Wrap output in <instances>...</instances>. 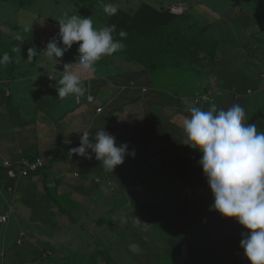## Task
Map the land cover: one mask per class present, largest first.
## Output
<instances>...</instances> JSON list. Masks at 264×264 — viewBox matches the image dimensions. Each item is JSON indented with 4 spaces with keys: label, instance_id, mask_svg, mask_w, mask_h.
Here are the masks:
<instances>
[{
    "label": "rangeland",
    "instance_id": "1",
    "mask_svg": "<svg viewBox=\"0 0 264 264\" xmlns=\"http://www.w3.org/2000/svg\"><path fill=\"white\" fill-rule=\"evenodd\" d=\"M19 1L20 0H0V57L7 54L10 58L9 62L6 63L7 65L11 64L10 66H13L16 71L20 70L26 72V75L20 77L12 87L15 90H22L23 97L26 95L29 101L26 103L24 99H18L17 103L24 102V106L16 107V105H14L12 108L9 107L6 111H4L5 108H1L0 117L5 124L2 125L3 127L0 125V137L8 140V143H11L13 140H15V142L19 141V143L22 145L24 144L27 148L33 145L39 146L43 139L47 138L49 142H46L48 144V149L45 151V154L50 153L55 162H57L55 157L67 155L68 153H64L65 147L73 140L79 139L81 135L78 134V132L77 135L73 134L74 132L76 133L77 129L73 126L72 119H65V123L60 122V120L52 123L53 126L50 130L55 133L51 134H49L50 131L46 127L40 124L36 127V125L33 124L35 121L32 114H35L34 110L37 109L36 107L39 106L40 103H43V100L42 98H33V95L30 93L37 88H33L34 86L41 85L40 83L48 78L47 75L42 72L56 69L63 71L64 65L69 63L68 58L73 56L72 60L75 62L79 56L77 51L79 43H74L70 50L65 52L61 58H58L59 62L56 65L54 61L47 58L41 52L46 44L54 37L57 38L58 45L63 46L58 37L59 23L57 20L63 18L65 14L68 16L80 15L86 18L90 17L93 21V26L99 29L102 28V17L106 14L104 11V6L106 4H120V6L136 9L143 2L156 5L155 2H158V0H25L28 2L23 6L19 5ZM173 1L174 0H165V4ZM201 1L205 2L203 7L208 9L209 5H211L212 13L220 14L219 18H206L208 22H214V24L212 23L211 25H217V30L220 35L223 34L221 37H219V35L214 38L220 39V44H218L220 45L218 56L222 61L217 62L218 64L211 72L210 70L212 67L209 68L211 65L207 67L208 72L213 73L209 81L212 82L213 87L220 90L224 78L248 76V74L254 71L253 69L255 66L256 72L258 74L261 72L260 77H257L258 74L256 75V78H258V81L256 79V85H258L259 88L256 86V93L246 96L245 98L252 100L253 97L257 95L260 97L262 105H264V62L257 60V58H252L253 55L250 49L246 50L242 48L243 43H254L255 40H261L262 44L257 45L260 51L257 53V56L258 58L264 57V42L262 41L264 40V23L260 24L256 22L258 19H255L256 15L253 13V11L256 13L254 7L259 5V1L264 2V0H253L251 2H248L249 0ZM233 3L235 5H232ZM185 7L184 5V9ZM203 7L199 5L192 11L203 13V11H201ZM262 9V14L264 15V5ZM242 10L245 13L243 17L239 14ZM202 17L204 16H201V18ZM219 20L223 21L219 22ZM200 24L204 25V22L201 21ZM220 28L221 31L219 30ZM256 28L259 29L257 31L258 33L256 32V35H250L249 31L251 29L256 30ZM217 30L213 31L216 32ZM3 41L15 43L18 46V51L12 49L8 50V52H15L14 61L7 52L3 51L5 50L1 45ZM31 48H35L38 53V55L33 58L28 57V50ZM116 59L117 58H115L116 62L111 64L125 66V70H128L130 66H126V62L124 63L120 58V61ZM250 63L252 64L253 71H251ZM135 69L139 70L137 67H135ZM179 71L183 75L182 77L185 78V82L180 81V87L173 88L175 90L177 88L180 97L184 98L182 100L178 97V100H182V102L174 101L172 109H169V106L165 104L157 105L154 111L150 105L146 107L149 108L146 112V115H148V119L146 120L147 124H150L154 118H157L160 125L163 124V131H161V133L158 131L155 132L157 130L155 127L153 129H148L146 134L155 130L151 133L153 139L149 141L143 140L146 137L144 128L135 127V130L131 131L129 128L130 125L128 124L123 127V122L120 120H118L117 125L121 126L122 130L125 129V133L122 132L120 135L116 129L110 131V134L115 137L117 145L127 143L128 152L131 153L130 149L135 151L134 157L131 155L125 156L124 162H130V164H125V167L144 161L146 159L145 153L148 152L150 160L146 162V165L149 168L144 171L148 173L151 172V174L155 176H157L156 174H160L159 177L166 178V180L163 181L164 183L168 182L169 175L158 172L157 167L153 168L154 164L151 162L162 161L167 174L176 171V169H180V163L182 169L185 158H182L183 160L177 159V153H170L162 158L166 152L161 153L160 151L167 146L166 142H168V140H163L164 136H172V138L170 137L171 139H174L173 136H175L177 140L170 143L173 147H180L183 145L185 137L182 131L183 128L181 127L182 121L185 117L190 116V114L186 115V109L189 110L193 107L192 103L189 101V96L198 92L196 89L198 86L197 83L192 81L191 75L187 76L188 69L186 72L184 69L183 71L179 69ZM163 74L165 75L162 69L159 71L158 75L163 76ZM50 76L53 77V74L49 75L48 85L54 86L55 82ZM60 78L58 74L57 79ZM155 78L152 77V79H149L146 83L150 84L152 87L156 86V88L165 89L161 87L164 85L161 84L160 79L155 80ZM137 80L140 81V78ZM131 82L136 84L135 80ZM131 82L129 84H131ZM113 84V81L109 79L108 85L105 86L106 89H108V93L112 92L113 94L112 89L115 87ZM120 87L119 91L123 92L125 85H121ZM165 90H160L159 92L162 96L159 97V99L163 101H165L171 93ZM152 96L153 94L150 95V98H152ZM68 97L69 98L64 99V102L62 100L58 104H52L56 106L53 110L57 107H62V105L64 107L70 105V101L75 98V95H69ZM82 98L83 97H81V99ZM224 100L227 101L225 102L226 104H224L225 107L223 106L224 110H227L233 104H239L236 101L234 103L231 96H227ZM97 101H100L99 98ZM12 102L13 101H9V103ZM84 102L86 103V101ZM97 105H101L104 110L102 103H98ZM218 105L222 108V102ZM82 107H85V105L81 106V108ZM250 107L246 110L247 116L251 114L254 116L257 115L258 107H254L253 105H250ZM53 110L51 109V111ZM62 110L63 109H61L60 112H62ZM47 111L50 112V110ZM123 112L122 117L125 118L126 109ZM169 113L171 116L168 115ZM140 114L142 115L141 120L144 121L145 116L142 111ZM254 116L252 118H254ZM5 117H13V125L19 123L18 126H12L11 123L4 120ZM18 117H22V120H18ZM24 122H26V124L22 125L21 123ZM142 124L143 123H141V125ZM91 126L89 128H92ZM86 127H84V132L87 131ZM179 129H181L182 135L178 132H174L176 130L179 131ZM11 131L15 132L10 137ZM129 134L133 135V137ZM158 137L162 141L158 140L155 142L154 140ZM143 146L146 148L142 150L141 148H143ZM136 148L140 150L136 151ZM2 160L1 162H4ZM68 160V157H66L65 161ZM93 161L95 166L104 169L103 165L95 159L94 153ZM165 161L166 163H164ZM54 165L56 164L54 163ZM121 165L114 168V173L107 172L102 174V177H97V175L94 176L96 179H102L104 194L103 196L96 194V196H92L90 200L84 199V205H81L80 201H78H82L83 198L78 197L74 192L73 194L76 196L74 198L78 199L76 201H74L71 194L69 196L66 194V196H55V202H53V200H46L45 202L48 204L44 205L43 203H37V201L33 200L37 198L36 190L30 191L29 199L26 200L27 197L25 196L26 201L18 200L15 202L10 198H5L3 194H7V190L2 189L0 192V213L10 212L13 207L14 212L16 211V216L12 214V218L9 219L10 222H7L8 224L0 223V264H8L10 262V257L14 260L11 264H16L18 262L21 264H109V261H112L111 264H251L245 254L240 253L242 250L240 247V242L243 238L242 234L247 233L249 230L240 225L235 218L223 217L211 207L214 200L208 186L191 189L190 195L187 196L184 202L186 208L184 206L183 208H177L182 210L181 213L176 212L174 209V212H171L172 214H168L165 205L159 202V193L154 190L145 191L146 184L141 181L142 178L140 175L135 178L136 175L132 176L130 174L129 176L131 178L126 180V186H122L119 179L121 175H116L115 173ZM134 166L127 171L132 170L134 172ZM75 167L78 168L80 166L76 165L73 161L68 162V168L72 169ZM142 167H144V165H142ZM5 174H8V168L0 167V180L6 177ZM136 181L138 185L133 186L132 183H136ZM124 194L128 197L141 195L144 200L140 203V206H144L146 210L157 211L159 209L160 211L158 212H160V214L155 215L154 218V221L157 220L156 224L154 221H152L153 224L146 223V221L151 218H149L145 209L143 208V210H140L136 205H129L127 202L128 199L120 198ZM185 194H187V192H183V196H185ZM180 196H182V192ZM180 196L179 200L183 202V198ZM97 198H99V200H96ZM62 207L68 209L66 216L64 215L67 219L63 217V212L61 211ZM168 209L172 208L168 207ZM19 220L20 225L26 226L24 228L27 233L25 232V236L22 235L25 241L23 244L15 243V245L8 242L6 246L3 237L7 231V226L10 224V226L18 227L16 222ZM29 231L34 232L32 234ZM17 233H20V230H18ZM31 234L33 236L32 242L30 239H27ZM186 243L188 244V250L183 256L181 252L186 248ZM48 251H51V254L48 255ZM6 253L7 257L5 256ZM180 256L183 259L178 263L175 262ZM5 258L6 262H4Z\"/></svg>",
    "mask_w": 264,
    "mask_h": 264
},
{
    "label": "trees",
    "instance_id": "2",
    "mask_svg": "<svg viewBox=\"0 0 264 264\" xmlns=\"http://www.w3.org/2000/svg\"><path fill=\"white\" fill-rule=\"evenodd\" d=\"M1 1H4V0H1ZM251 1L253 0H249L248 2H251ZM27 2L28 1L20 0L19 5L23 6ZM190 2L194 4L192 5L191 8L187 7L184 1L179 2V3H183L186 6L185 11L182 13L172 12L170 7L169 8L168 7L158 8L147 2L145 3L143 2L136 9H130V8H127L126 6H120V4L119 5L117 4L116 6L118 7V11L115 15H109L107 13L103 15L102 27L109 26V25H115L116 31L112 33L113 38L114 40L121 41L125 45V47L123 50H119L113 53L112 55H107L108 59L111 57L118 56L120 59L124 61V63L126 62V66L133 65L131 67L133 68L137 67L139 70H141V73L145 72V74H147L149 72L151 74L150 79H152V77L153 78L156 77L155 80L160 79L161 84L164 85L161 87L171 92L170 94L172 96H175L176 99H178L179 97L182 100L184 98L180 97V94H179V91H177V88L175 90L173 87L179 88L180 81L185 82V78L182 77L183 75L181 74L179 69H181V71H183L184 69L185 72L188 69L187 76L191 75L192 81L196 82L198 85L196 87L198 92L197 93L195 92L192 96H189V101L192 103L193 106L200 107L203 110H208L212 104H215L218 110L223 109L225 107L224 104H226L225 102H227L224 99L227 96H231V98L234 100L233 101L234 103L236 101L239 103L241 107L244 108L245 123H250V124L254 123L257 125L258 132H264V105H262V102H260V97L255 95L252 100L249 98L248 99L245 98L246 96L254 95L257 90L256 86L258 87V85H256V79L258 81V78H256V75L258 74L255 70L256 67L254 66V69H253L254 71L252 70L251 63L253 61L250 63L251 71L253 72L248 74V76H243V77L234 76V77H229L228 79L226 77L224 78V82L221 84L222 88L220 90H217L216 87H213L212 82L209 81L210 77L213 76L212 75L213 73H210V72L213 71V68H215V66L218 64L217 62L222 61V59L218 56V53H219L218 50L220 46L218 44H220L219 43L220 39H214L215 36L218 37L220 33L217 30L218 28L217 25H211L212 23L214 24V22L207 21L204 13L202 14V13H198V11L196 12L192 11L197 6L200 5L201 1L200 0H195V1L190 0ZM232 5H235V4L233 3ZM263 5H264V2L259 1V5L258 6L256 5L254 7V10H256V13L255 11H253V13L256 15L255 19L256 20L258 19L256 22L258 21L264 22V15L262 14ZM239 14L240 16L242 15L243 17L245 13L242 10L240 11ZM201 16H204V17L201 18ZM201 21L204 22V25L200 24ZM121 30L127 33L126 37L122 38L119 36V32ZM213 30H217V31L214 32ZM219 30L221 31V28ZM258 30H259L258 28H256V30L251 29L249 31V34L256 35L258 33L257 32ZM222 35L223 34H221L219 37H221ZM255 41L254 43L253 42L243 43L242 48L246 50L250 49L253 55L252 58L254 59L257 58V60L264 62V57L258 58L257 56V53L260 52L258 50L259 46L257 45L262 44V42L261 40H257L256 42ZM262 41L264 42V40ZM1 45L3 46V48H5V50L3 51L7 52L8 55L14 61L15 52H8V50L12 49L14 51H18L19 50L18 46L15 43H8L4 41L2 42ZM10 65L11 64L9 65L4 64V65H1L0 67V109L3 107V104L6 100L8 99L10 100L13 98V93L11 94V92L10 93L7 92L8 85H6L7 84L6 80L26 75V72H23L20 70L16 71L14 70V67ZM209 65H211L209 68L212 67L210 72H208V68H207ZM123 67L125 69V66ZM162 69L164 70L165 75L163 74V76H159L158 75L159 71H161ZM90 74H92L93 76L95 75L94 72H91ZM260 75H261V72L257 75V77H260ZM143 77H145V75H143L140 78H143ZM129 83L125 84V88H123V90L137 88L141 91V93L143 92L144 94H147V93L149 94L152 92L149 87H143V86L137 87V84H135L134 82H131V84ZM94 84H93V88L91 92L88 95L84 96V98L81 99L79 104L81 105L82 102L86 101L88 106L92 105L94 107V110L96 107V112L99 115L104 111L102 107L97 105L99 103L97 101L99 98V93L102 90L97 86L99 85V83L96 86H94ZM50 86L53 87V85H50ZM152 88L153 90L155 89L157 93L160 92V90H165V89H161L158 87L156 88V86ZM89 95L93 96L92 101H89L87 99ZM203 96H207V98L203 99L202 98ZM197 98H199V101H196ZM135 101L136 100H132V99L126 101V103L129 105V109L128 108L126 109L125 118L122 117V114L124 113L123 111H125L124 106H121L120 108H113L110 111H105V115L107 117V119L105 120L106 122L105 125H102V122H100L99 118L95 117L93 121L91 122L92 128H87V132L89 133V140L92 142H95L96 131L103 129V128L105 131L109 132V134L111 133L110 132L111 130H115V129L117 130L118 133H120V135L122 132L125 133V129L122 130V127L117 125L118 120L123 122V127L129 124L130 125L129 128L131 129V131H134L135 127L142 128V126H144V130H146V127L149 129H153L155 127L157 130L156 131L153 130V131L159 132L160 127L157 128L154 121L151 122L152 124L151 123L147 124L146 120L148 119L147 117L148 115H146V113L142 111V109H139L140 113L142 111L143 115L145 116L144 117L145 120L144 121L141 120L142 115L139 113V110L137 108L134 109L133 107L134 106L133 103H136ZM221 102H222V108L218 105ZM47 103L50 104L51 102L48 101ZM18 105L20 107L24 106L23 103H18ZM250 105L251 106L253 105L254 107H258L257 115L254 116L251 114L247 116L246 110L248 109V107H250ZM47 107H44V105H40V107H38L37 109L38 111L36 114L37 118L36 120H34L35 122H38L41 116H43L42 112L47 113V114L53 113V111H51V109L53 110V107L52 106H49L48 108ZM98 108H101V111H99ZM47 110H50V112H48ZM186 115H189V114L187 113ZM253 116L254 118H252ZM141 123H143L144 125L143 124L141 125ZM81 128L82 130L80 132V135H82L81 133L84 132V128L83 127ZM161 131H163V128ZM144 133L146 134L145 131ZM130 136L133 137V135H130ZM170 137L172 138V136ZM173 137L174 139H171V138L168 139L167 146L163 150L161 151L159 150V151L161 153L166 152V154L163 155L162 158L170 153H174V154L177 153L178 154L177 159L183 160L185 158L182 169H181V163H180V169L178 170L176 169V171L169 172L167 174V172L164 169L165 167L163 166L162 161L161 162H156V161L151 162L152 164H154L153 168L157 167L158 172H161V174L169 175V179L167 183L163 182L166 180L165 177L164 178L159 177L160 174H156L157 176H155L154 174L152 175L151 172L148 173L146 171H142V169L140 171V168L142 167V165L144 164L146 165V162L150 160L148 152L145 153L146 159L144 161H140V162H137V164L130 165V166L135 165L134 172L132 170L127 171L129 169V166L125 167V165L124 166L121 165L123 167L121 168L120 166V168H118L119 171L116 174V175H121L120 178L119 177L118 178L120 179L122 186L124 187L127 184L126 180L128 178H131L129 176L130 174L132 176L136 175L135 178H137V176L140 175L142 178L141 181L145 182L146 184L145 191H153L152 189L157 190L156 192L159 193L158 195L159 202L165 205V207L167 208L168 214H172L171 212H174L173 211L174 209L176 212L181 213L182 210H179L177 208H183V206L185 207L184 202L187 196L190 195L191 189L196 188V187L208 186L207 180L203 174L202 167L199 165V160L202 157V153H200L198 150L192 149L191 147L185 144L181 145L180 147H173V145L172 144L170 145V143L174 140H177L175 136ZM148 138H149L148 134H146V137L143 140L148 141ZM80 139L81 137L79 139H76L75 141L73 140L72 142H70V144H68V146L65 147L66 149L64 151L65 154L66 153L68 154L64 156H57L55 157L56 160L62 161L64 164L71 162V160L74 162V160L77 159V155L74 153H71L70 150L80 145ZM150 139H152L151 136H150ZM145 148L146 147L143 146V148L141 149L143 150ZM138 150L140 149L136 148V151ZM130 151L132 152L133 149H130ZM87 152L90 154L91 158H87L88 161H86V163L78 162L77 165L80 166L78 168L80 169L81 172L80 174L79 173L72 174V177H76V179L81 180V182L83 180L84 175L88 177V175L86 174L87 170H90V169L92 170L95 166V163L93 161V153L91 152L90 149H88ZM38 157L44 160V164L40 166L37 170L30 171V173L27 176H33L35 174H42L44 178L43 182H45L44 184H46L45 185V188H46L45 195L55 200L54 197L55 196L58 197L60 195H56L54 193L56 187L49 184L50 174L51 172L53 173L55 172L54 170H52L55 160L54 161L52 160V169L50 167V171L48 170V172H46L47 171L46 164L47 163L49 164L50 161L45 162V159L43 157L38 156L35 148H32L31 150L26 151L25 158L36 161ZM66 157H68L69 159L68 161H65ZM72 157H75V158L72 159ZM16 163L14 164V167H17L19 162H16ZM124 163L130 164V162H124ZM164 163H166V161ZM0 167L6 168V166L3 165V162L0 164ZM72 177L70 179L69 178H64L60 180L57 179L56 182L58 185L63 183V184H67L70 187H72L73 186V182L71 181ZM91 180L92 182H95L97 185H100L103 182L101 178L96 179L95 177H93ZM47 182L49 184L48 186H47ZM10 185L12 186V184L7 183V185L5 186V189H7ZM77 187H79V185ZM70 190H71L70 193L74 192L72 189ZM1 191L2 189H0V192ZM11 192H14V190ZM181 192H182V196H180ZM183 192H187V194L183 196ZM70 193L69 192L63 193V195L66 196L67 194L69 196ZM97 194H100V193L97 191ZM103 194L104 192H102L100 196H103ZM178 195L181 198H183V202L179 200L180 198ZM120 198H124L126 200L128 199L127 202L129 203V205H132V204L133 206L136 205L138 209L140 210H143V208L145 209L144 206H140L141 205L140 203L144 200L142 199L141 195L139 196L133 195L131 197H128L124 194ZM74 201L76 200L74 199ZM80 203L81 205L82 204L84 205L83 200L80 201ZM168 207L172 209H168ZM11 209H12V212L14 213L13 207ZM61 211L63 212V217H64V215L66 216L68 209L62 207ZM145 211L147 215L149 216V218H151L146 221V223L148 224H153L152 221L155 220L154 219L155 215L160 214V212H158L160 211L159 209L157 211L145 209ZM8 215L10 217V214ZM156 221H154L155 224H156ZM186 246H188L187 243H186ZM240 253H244L243 248L240 251ZM49 254H51V251H48V255ZM111 263L112 261H109V264Z\"/></svg>",
    "mask_w": 264,
    "mask_h": 264
},
{
    "label": "clouds",
    "instance_id": "3",
    "mask_svg": "<svg viewBox=\"0 0 264 264\" xmlns=\"http://www.w3.org/2000/svg\"><path fill=\"white\" fill-rule=\"evenodd\" d=\"M104 11L115 15L118 7L109 3ZM57 21L63 46L54 37L41 52L56 65L58 58L79 43V56L75 62L64 65L60 79L50 77L57 82L58 97L84 96V74L94 72L95 63L102 56L123 50L125 45L114 40L115 25L97 29L90 17L67 14ZM119 36L124 38L127 33L121 30ZM36 55L35 48L28 50V57ZM9 59L7 54L0 57V65ZM87 99L91 101V95ZM189 111L190 116L182 121L183 144L202 153L199 165L213 195L211 207L249 230L242 234L240 247L251 264H264V132H258L254 123H245V110L239 104L227 110H218L215 104L208 110L193 106ZM81 134L80 145L70 152L91 158L87 152L90 149L106 171L113 172L123 164L126 155L135 156L134 150L128 152L127 143L117 145L115 137L104 128L96 131L95 142L89 140L87 131Z\"/></svg>",
    "mask_w": 264,
    "mask_h": 264
},
{
    "label": "crops",
    "instance_id": "4",
    "mask_svg": "<svg viewBox=\"0 0 264 264\" xmlns=\"http://www.w3.org/2000/svg\"><path fill=\"white\" fill-rule=\"evenodd\" d=\"M180 1H184L186 6L189 8H191L192 5H194L190 2V0H174L173 2L166 3V4H165V0H158L159 3L155 2V4L157 6L156 5H154V6H156L158 8H162V7H168L169 8V7L176 5ZM149 4H151V3H149ZM204 5H205V2L201 1L200 6L203 7ZM202 9H204L203 13L206 17H209L212 19L220 17V14H218V13H212V6H210V5H209L208 9L206 7H203V8H201V11H202ZM224 19H225V16H224ZM219 21H221V20H219ZM258 23L263 24L264 22L258 21ZM72 57L73 56L68 58L69 63H73ZM115 58H117L116 60L119 59L118 56L117 57H111L109 59H108L107 55L102 56L95 63V66H94L95 67V71H94L95 75L93 76L90 73H86L83 76L84 85L87 88V92L85 93L84 96L88 95L91 92V90L93 88V84L95 82H96V84H94V86H96L99 83V85H97V86L102 90L99 93V100H100L99 103L100 104L102 103L103 108H104V111L101 114L98 115V113L96 112V107L94 110V107L92 105L88 106L87 103H85V102H83V104L81 103V105H80L77 102V97L75 96V98L73 99L74 101L71 100L70 105H68L67 107H64L63 105H62V107H57L53 110V113H51V114L50 113L44 114V112H42L43 116H41V118L38 120V122H35L33 124L36 125V127H38L39 124L42 125L43 127H46L50 131L49 134H51V133H55V132L50 130V129H52V126H53L52 123L59 121V120H60V122L65 123L66 122L65 119H68V120L72 119L73 126H75V129H77L76 133L74 132V134L77 135V132H78V134H80V132L82 130L81 127H83V128L86 127V123H87L86 128H89L91 126V122L93 121V119L95 117L99 118L100 122H102V125H105L106 124L105 120L107 119V117L105 115V111H110L113 108H120L121 106H124V109H127V108L129 109V105L126 103V101L131 100V99L136 100L135 101L136 103H133L134 109L135 108H137L138 110L142 109V111H144L145 113L147 112V109H149V108H146L148 105H150L154 111L155 107L157 105H160V104H165L166 106H169V109L170 108L172 109V106L174 105L173 104L174 101H181L182 102V100L176 99L171 94H169L168 98L165 101H163L162 99H159V97H162L159 94V92L157 93L155 89L153 90V88L150 84L146 83L151 78V74L149 72L147 74H145V72L141 73V70H137L131 66L129 68L130 71L125 70L122 65L116 67V64L113 65L116 62ZM119 61H120V59H119ZM111 63H113V64H111ZM42 73L46 74L48 78L45 81H43L42 83H40L41 85L34 86L33 88H35V87H37V88H35V90L33 92H30V93L33 95L32 96L33 98H42V100H43V103H40L39 106L36 107L37 109H38V107H40V105H44V107H47V105H48V107L52 106L54 108L56 106H53L52 104H55V103L58 104L62 100L64 102L65 98H69L68 96L65 98L58 97V93L56 91V87H57L56 80L53 79V81L55 82L53 87L48 85L49 84V75L53 74V77L55 79H57L58 74L60 77L62 75V74H60L61 70H58V69L51 70V71L48 70V72L44 71ZM143 75H145V77L140 78ZM20 77H24V76H20ZM20 77H15L13 79L6 80V83H7L6 85H8L7 92H9V93L11 92V94L13 93V98L10 100L8 99L4 102L3 107H2V109L5 108L4 111L9 109V107L12 108V106H14V105H16V107H20L17 103L18 99H24V101H26V103L29 101V99L26 95L23 97L22 90L12 89V85L14 83H16ZM138 78H140V81L137 80ZM109 79H111L113 81V83H114L113 85L115 86L112 89L113 94H112V92L108 93V89H106V87H105L108 85ZM133 80L136 81L137 87L138 86L149 87L151 89V91L154 93L144 94L143 92L141 93V91L137 88L136 89L123 90V92L119 91V86L125 85V84H127ZM104 89H106V90H104ZM41 92H45V93H41ZM152 94H153V96H152V98H150V95H152ZM34 95H35V97H34ZM84 96H81V97L84 98ZM48 98H49V100H48ZM138 99H139V101H138ZM9 101H13V102L9 103ZM48 101L51 103L50 104L47 103ZM75 105H76V107H75ZM83 105H85V107L81 108V106H83ZM99 106L101 107V105H99ZM59 108L63 109L62 112H60L61 109H59ZM37 109L34 110L35 111L34 115L31 113L34 120H36V118H37V115H36L37 111H38ZM186 111H187L186 114L187 113L190 114V111L188 109H186ZM0 113H1V109H0ZM170 113L168 115L171 116ZM12 118L11 117H8V118L5 117L4 120L5 121L7 120V122L11 123L12 126L16 125V127H17L19 123H16L15 125H13L14 121H12ZM150 118H152V117H150ZM19 119L22 120V117L21 118L18 117V120ZM154 119H155L154 123H155L156 127L157 128L160 127L159 133H161V129H162L163 124L160 125V123L158 122V119L157 118H154ZM154 119H153V121H154ZM4 124L5 123L2 121V119L0 117L1 127H3L2 125H4ZM21 124L25 125L26 122L21 123ZM16 127H15V129H16ZM142 128H144V126H142ZM148 129L149 128L146 127V130H144V131L146 132ZM78 130H80V131H78ZM182 131H181V129H179V131L176 130L174 132H178L179 134H181ZM14 132L15 131L10 132V137ZM152 132H154V131H152ZM152 132L148 133V137H149L148 141L150 140V136H151ZM184 137H185V135H184ZM1 139L3 140V144H2ZM1 139H0V155H1L0 156L1 157L0 162L2 159H3L2 161L9 160V161H12L13 163L14 162L16 163V161L19 162L23 157L25 158L27 150H31L32 148L35 147V150H36V153L38 156L43 157L46 162L50 161L49 164L48 163L46 164L47 165V167H46L47 171L46 172H48V170L50 171V167L52 169V160L54 161V159L50 153L45 154V151L48 149V144L46 142H49L48 141L49 139L44 138L39 146L33 145V146H29V148L25 147L24 144L22 145L21 143H19V141L15 142V140H13L11 143H8V140H5L3 138H1ZM168 139H170V137H168V136H164V138H163V140H165V141H167ZM158 140L162 141L159 137L157 139H155L154 141L156 142ZM73 158H75V157H72V159ZM86 161H88L86 157H82V156L77 155V159L74 160V163L77 165L78 162L86 163ZM54 163L56 165H53L52 170H54L55 172L54 173L51 172L50 177H49V181H50L49 184L56 187L54 193L56 195L64 196L63 193H67V192L70 193V191H71L70 189H72L74 191V193H76V191H77V193H76L77 196L83 198L82 200H84V199L90 200L92 196H96L97 191L100 194H102V192L104 190L103 182L100 185H97L95 182H92V180H91L95 175H97V177H102L101 175L105 174L107 172L108 173H114V172L106 171L103 168L101 169L97 166H94V168L92 170L91 169L87 170L86 174L88 175V177H86V175H84L83 180L81 182V180L76 179V177H72V174H75V173L80 174L81 171L79 168H77V167L72 168V169L68 168V163L64 164L62 161H57ZM122 165L124 166L125 163H123ZM123 166H121V168ZM129 168H132V166H129ZM148 168L149 167H146V165L144 164V167H141L140 171H141V169H142V171H144V170H147ZM118 171H119V169L115 173L117 174ZM71 177H72L71 181L73 182L72 187H70L67 184H63V183L62 184L59 183L60 185H58L56 182L57 179L58 180L64 179V178L70 179ZM43 179L44 178H43L42 174H35L33 176H25V177H21L18 180L11 179L7 174L6 177H4L0 180V189H5V186L7 185V183L12 184V186L15 187L14 192L7 191V194H3V195H5V198L6 197L10 198V199H12V201H15V202H17L18 200L26 201L27 199L30 198V191L36 190L37 191L36 192L37 198L33 199V200L37 201V203H43L45 205V204H48L45 202L46 200L48 201V200H53V199H51L50 197L45 195V193H46L45 185L46 184H44L45 182H43ZM49 184L47 182V186ZM132 184H133V186L135 185V183H132ZM78 185H79V187H77ZM136 185H138L137 182H136ZM34 186H35V188H34ZM59 188H61V189H59ZM152 190L157 191L155 189H152ZM83 191H85V192H83ZM70 194L73 196L72 198L75 199L74 197H76V196L73 194V192ZM25 196L27 197L26 200H25ZM75 200H78V199L76 198ZM96 200H99V198H97ZM78 201H81V200H78ZM53 202H55V200H53ZM11 207H12V205H11ZM1 213L2 214H10V219L12 218L11 217L12 214H13V216H16V214H15L16 211L13 213L12 209H11V212H1ZM16 223H17L18 227L17 226H15V227L10 226V224L7 226V231L5 232V235L3 237L5 240L6 246H7L8 242L12 245H15V243L23 244L25 241V238H23V237L27 233L26 229L24 228L26 226L20 225V220ZM18 230H20V233H17ZM29 232H31V231H29ZM33 232L34 231H32L31 233L33 234ZM32 234L30 235V237L29 236L27 237V239H30L31 242L33 240ZM22 235H24V236H22ZM187 248H188V246H186V248L183 249V251L181 252V255H183V256L185 255V252L188 250ZM11 249H12V247H11ZM11 249H10V251H11ZM45 253H46V251H45ZM5 256L7 257V253L5 254ZM181 259H183V258L180 256V258H178L175 262L178 263ZM4 262H6V258H5ZM11 262H14L12 257H10V262L8 264H11ZM16 264H21V263L18 262Z\"/></svg>",
    "mask_w": 264,
    "mask_h": 264
},
{
    "label": "built area",
    "instance_id": "5",
    "mask_svg": "<svg viewBox=\"0 0 264 264\" xmlns=\"http://www.w3.org/2000/svg\"><path fill=\"white\" fill-rule=\"evenodd\" d=\"M170 9L172 12H175V13H182L185 11L183 3H178L176 6H173ZM91 97L93 100V96ZM202 98L206 99L207 96H203ZM77 100L78 102H80L81 97H77ZM196 101H199V98H197ZM98 110L101 111V108H98ZM43 164H44V160L39 157L36 159V161L23 158L21 161H19L17 167H14V164L9 160H5L3 162V165L6 166V168H8V176L16 180L20 179L21 177L27 176L30 173V171L37 170ZM7 190L11 192L15 190V187L10 185L7 188ZM9 218L10 217L8 214L0 213V223H7L9 221Z\"/></svg>",
    "mask_w": 264,
    "mask_h": 264
}]
</instances>
